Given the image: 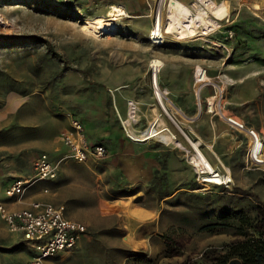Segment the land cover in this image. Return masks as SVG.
I'll return each mask as SVG.
<instances>
[{"label":"rangeland","instance_id":"rangeland-1","mask_svg":"<svg viewBox=\"0 0 264 264\" xmlns=\"http://www.w3.org/2000/svg\"><path fill=\"white\" fill-rule=\"evenodd\" d=\"M0 1V17L7 22L0 23V102L4 105L8 92L16 94L14 102L25 100L17 110L0 106V174L27 170L32 159L45 147L59 146V134L68 123L62 113L74 111L82 118L86 108L94 114L91 110H97L95 93L99 91L106 94V106L111 110V116L113 112L116 114V118L110 117L113 125L117 124L126 138L130 139L122 121L127 118V101H133L138 107L133 129L146 128L154 119L148 121L150 118L137 98L125 99L123 115L110 100L113 90L121 85L125 92H140L142 82L149 79L155 96L150 60L163 61L170 52L184 54L183 46L194 47L192 55L205 64V68L213 69L214 74L209 75L213 81L223 85L222 80H229L223 87L224 111L239 118L247 128L256 130L264 141V37L259 27L248 26V32L257 36L251 50L242 41L250 37L226 29L239 17H253L264 22L249 6L255 0H215L218 3L224 1L230 13L228 21H221L219 30L201 34L200 26L192 38L180 39L170 34L162 44H153L148 38L154 23L155 0L147 3L145 16H150L140 19L122 16L112 21L115 33L103 38L81 29L86 19L98 15L109 18L106 15L110 7L96 4V0ZM235 35L239 36L240 42ZM49 44L55 53L49 49ZM213 91L211 88L210 94ZM215 116L219 118L217 114ZM172 122L176 132H180L173 119ZM175 135L185 143L183 134ZM150 140L154 143L152 146L163 147L160 152L168 153L164 157L172 159L170 177L175 188L214 195L217 188H202L197 183L191 166L174 144H165L157 138ZM110 152L107 149L104 157L88 161L86 170L89 174L74 163H68L64 168L58 182L72 178V196L88 204L102 200L103 205L95 208L94 216L93 211L80 213L88 223L86 233L73 249L48 259L47 264H195L204 262L201 256L204 251L220 249L224 243L235 239L227 232L199 229L200 225L212 220L216 211L212 207L199 210L183 195L177 201H164L162 209L152 214L150 220L133 219V202L129 201L132 199L115 195L119 187L127 184L116 178L119 168H112L114 160ZM238 154L245 162L233 158L231 176L237 187V191L231 193L235 194L233 203L238 198L239 205L234 206H252L257 203L256 197L264 200V168L247 162V148L240 149ZM138 184L143 186L142 183L131 186ZM193 184L200 188L190 190ZM40 186L41 183L35 185ZM5 232L9 233L0 218V264H14L16 262L9 259L8 254L23 259L29 253L27 241L16 240L10 245Z\"/></svg>","mask_w":264,"mask_h":264},{"label":"crops","instance_id":"crops-1","mask_svg":"<svg viewBox=\"0 0 264 264\" xmlns=\"http://www.w3.org/2000/svg\"><path fill=\"white\" fill-rule=\"evenodd\" d=\"M180 1L187 4L191 0ZM149 2V0H96L95 3L107 4L109 7L111 5H117L122 7L128 15H131V17H137L138 15L143 16L138 17L140 19L150 16H145L147 3ZM193 48L194 47L192 46H183V49L186 50L184 54L176 51L170 52L163 57V66L157 77L161 90L167 91V94L163 95L164 97L162 98V101H164L163 103H165L163 104V108H161L156 102L149 79L146 82H142L140 92H135V90H128L125 92L122 88L123 86L117 85L113 90L110 100L112 99L111 102H114L117 112L124 115L126 111L125 99L129 97L137 98L140 105H142V108H144L143 110H145L146 116L150 118V120H148L149 122H152L151 118L154 120L157 119L161 124L168 126L174 134H182L181 131V133L176 132L174 129L172 125V119H174L183 129L182 131L188 134L192 139H194V137L200 138L201 151L213 166L222 169L224 166L223 164L220 165L218 163L219 160L230 168L231 174H233L232 166L235 163L233 158H238V160H243L245 162L244 157H240L238 152L240 149H248L250 139L245 132L235 130L220 117L218 118L206 111L205 103L208 101V95L211 93V88L209 86H204L200 90L199 96L196 94V84L194 83L193 74L196 68L200 66L204 67L205 64H202L196 56L192 55L191 49ZM207 72L208 75L214 74V71L211 68L207 69ZM95 96L97 100V110H91L94 114L89 113L85 108L82 112V118L80 114L75 115L81 123L84 121L86 124L85 126L84 122L82 123L89 144H103L111 151L110 155L113 156L112 159L114 160L112 168H116V166L119 168V170H116V174L118 173L116 178L120 179V181L130 185H133L134 183H142L143 186L148 184L153 176L152 169L155 162L154 158L156 154L162 151L163 147L152 146V144H154L152 143V140L134 142L133 140L126 138L119 126L117 124L113 125L111 121L113 117L116 118V114L112 111L113 116H111V110L109 111L106 106L105 92L99 91L95 93ZM15 97V93H6L3 106H9L10 110H17L25 100H15L14 102ZM9 101L12 103L9 104ZM73 112L74 111H66L62 113L68 122L67 128L64 129V131L70 127V118L67 114L70 113L73 115ZM165 112H168L169 114H167L170 115L172 119ZM182 143H184V140ZM41 153H47L54 162L59 161L56 178L54 180L37 182L41 183V186L35 187L37 183L34 184L26 191L20 200L7 197L5 190L9 184L14 179L27 176L31 172L33 159ZM36 156L32 159L27 170H13V173H8L10 178H8V175L0 174V202H3L9 210L28 209L31 207V204L36 201H47L54 205H63L65 207V216L67 218L80 222L86 226L88 224L87 220L81 216L80 213L83 214L84 212L89 211L95 213V208L103 205V201L101 200L94 204L85 203L79 198L72 196L70 192L74 188L72 178L66 179V181H63L62 183L58 181L64 168L68 166V163H74L76 167H79L82 170L84 169L83 172L89 174L86 170V168H89L87 163L94 158L89 157L86 162H77L69 158L68 148L62 141L57 147H45V150L40 151ZM44 189H47L48 191L45 193ZM127 197H130L132 200L129 201L133 202V209H131L134 214V216H132L133 219L143 217L150 220L151 215L163 207L164 200L156 201L144 190H140ZM94 215H96V213L93 214V216ZM5 233L7 235L6 241L9 242L10 245H13L16 240L25 241L21 233L11 231ZM25 244L29 253L23 259H19L17 258L18 256L6 253L8 254L7 257L9 259L16 262L14 264H24L33 256L34 251L32 250L31 245L28 242Z\"/></svg>","mask_w":264,"mask_h":264},{"label":"built area","instance_id":"built-area-1","mask_svg":"<svg viewBox=\"0 0 264 264\" xmlns=\"http://www.w3.org/2000/svg\"><path fill=\"white\" fill-rule=\"evenodd\" d=\"M170 0H155L153 9L154 23L149 31L148 38L153 44H162L166 35L162 31V26L159 25V19L163 17L168 7ZM189 10V13L196 16L201 10L209 11V7L216 5L215 0H191L189 3H184ZM167 17V14H166ZM217 18H212V24L199 25L196 28L198 32L201 26V34H209L221 28V21ZM187 27V26H185ZM196 32V33H197ZM175 34V33H173ZM163 66V61L154 58L149 62V70L151 73V83L154 94L157 91H162L164 95L166 90H161L156 78ZM194 83L196 84V94L204 86H211L214 89L211 96H218L217 100L207 101L205 109L210 114H217L230 127L237 131L245 132L250 139V144L247 149V162L254 167L264 168V141L260 138L258 132L254 129L247 128L244 123L234 115L224 111L222 95L224 84L229 80H222L223 85L213 81L208 75L205 67L196 68L193 74ZM160 89V90H159ZM160 106L163 108L162 99L160 100L155 94ZM208 97V98H209ZM70 118V127L61 132L60 139L68 148V157L77 162H86L89 157L96 159L102 158L107 154V148L103 144L90 145L84 127L81 121L70 113L67 114ZM138 107L129 100L127 101V118L122 121L126 135L133 141H146L153 137L145 138L143 132L147 129L155 130V132H164V136L157 138L165 144L172 143L179 149L185 158L186 163L191 166L195 179L202 188L209 186H223L229 192H234L236 186L229 169H222L213 166L201 151L200 144L197 140H191L183 131L185 143L180 142L170 132L168 126L161 124L158 120H154L146 128L135 131L133 125L137 122ZM157 129V130H156ZM59 161H52L47 153H41L32 161L31 172L21 178L14 179L5 190L7 197L15 200H20L26 191L34 184L44 180H54L58 173ZM48 190L44 189L46 193ZM0 218L5 223L7 229L11 232L21 233L23 238L29 242L34 251L33 256L24 264H47V260L54 258L61 252H66L73 249L81 235L86 232V226L75 220H71L65 216V207L63 205H54L47 201H36L31 204L28 209L9 210L3 202H0Z\"/></svg>","mask_w":264,"mask_h":264},{"label":"trees","instance_id":"trees-1","mask_svg":"<svg viewBox=\"0 0 264 264\" xmlns=\"http://www.w3.org/2000/svg\"><path fill=\"white\" fill-rule=\"evenodd\" d=\"M248 26L259 27L258 29L262 33V37H264V22L258 18L242 19L239 17L226 29H233L237 34L241 35L244 33L250 37V39L246 37L242 41L247 43L248 49L253 50V42L257 36L248 32L250 31ZM234 38L236 40L239 39V42L241 41L237 35ZM49 49L53 51V47L50 44ZM53 53L55 52L53 51ZM58 57L68 65L67 60H63L60 55ZM2 105L3 102H0V106ZM72 114L73 116L77 115L75 112ZM165 155H168V153L159 152L156 154L152 169L153 176L148 184L131 186L126 183V187H119L115 194L116 197L129 196L144 190L156 201H177L183 195L189 198L199 210H206L212 207L215 209L216 214L212 220L200 225L199 229L209 232H227L232 234L235 239L224 243L220 249L215 248L204 251L201 254L204 262L195 264H229L232 260H237L239 264H264V200L256 197L257 203L255 205L237 207L234 204L239 205L240 199L237 198L233 203L232 196H235V194H231L235 193L237 189L235 192H229L223 186H213L217 190L213 192L214 195H211L194 191L187 192L180 190L181 188H175L174 180L170 177V162H172V159L164 157ZM171 156L172 158L174 157L173 154ZM197 188H200V186L193 184L190 190Z\"/></svg>","mask_w":264,"mask_h":264},{"label":"bare ground","instance_id":"bare-ground-1","mask_svg":"<svg viewBox=\"0 0 264 264\" xmlns=\"http://www.w3.org/2000/svg\"><path fill=\"white\" fill-rule=\"evenodd\" d=\"M216 2H217L216 5H212L209 7L208 14L207 12L200 10L196 14V16H194L189 13V10L187 9L186 5L183 2H181L180 0H170L167 10H166V5H167L166 3L165 13L163 14L162 19L161 18L159 19L158 23L160 26H162V31L167 35L175 33L174 35L180 39L193 37L196 35L197 32L196 28L199 25L203 26V25L212 24L213 22L212 18H217L219 20L225 18L228 21V17L230 13L227 4L224 1H221V3H218V1ZM249 6L252 11H254L258 16H260L264 20V0L252 1L251 3H249ZM106 16H109V18L105 19L102 16H98L94 19H86L85 21L82 22L81 29L88 34L94 35L95 37L103 38L104 36H108L115 33L116 27L112 21H116L122 16L130 17L122 7H119L117 5H111L110 10ZM137 17H143V16L138 15ZM0 23L6 24L7 22L3 17H0ZM156 82H157V78H156ZM156 93L160 100L164 97L163 96L164 93H162V91H157ZM217 98L218 96H211L208 98V100L211 102L213 100H217ZM161 103L162 105L164 104L163 101ZM173 121L176 124V126L182 131L183 129L179 126V124L174 119ZM170 133L174 135V137H176L173 132ZM165 134L166 133L164 132H160V131L155 132V130L153 129L149 131L147 129L146 131L143 132V136H145V138L142 140L149 139L153 135H155L153 137H157L161 139L162 137H166L164 136ZM186 135L192 141L197 140L198 143L201 144V140L198 137H194V139H192L188 134ZM220 162L221 161L218 160V163L220 165L223 164V166L226 169H228L224 163L222 162L220 163Z\"/></svg>","mask_w":264,"mask_h":264},{"label":"water","instance_id":"water-1","mask_svg":"<svg viewBox=\"0 0 264 264\" xmlns=\"http://www.w3.org/2000/svg\"><path fill=\"white\" fill-rule=\"evenodd\" d=\"M229 264H239L237 260H232Z\"/></svg>","mask_w":264,"mask_h":264}]
</instances>
